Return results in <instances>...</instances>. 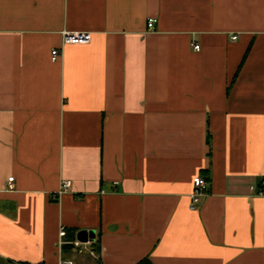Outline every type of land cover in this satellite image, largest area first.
<instances>
[{"label": "crops", "instance_id": "crops-1", "mask_svg": "<svg viewBox=\"0 0 264 264\" xmlns=\"http://www.w3.org/2000/svg\"><path fill=\"white\" fill-rule=\"evenodd\" d=\"M262 180L264 0H0V264H264Z\"/></svg>", "mask_w": 264, "mask_h": 264}, {"label": "built area", "instance_id": "built-area-1", "mask_svg": "<svg viewBox=\"0 0 264 264\" xmlns=\"http://www.w3.org/2000/svg\"><path fill=\"white\" fill-rule=\"evenodd\" d=\"M155 23L154 18H150L148 20V29L152 30L153 26ZM61 37H62V43L63 44H88L91 41V32L89 31H67L63 30L61 32ZM236 35L232 36V39H236ZM195 49H199L198 45H194ZM60 52L58 49H53L51 51V60L55 61ZM13 178L10 177L8 178V181H12ZM193 183L195 185V193L193 194V201L198 200V196L203 192V190L206 189L207 187V182L200 176H196L193 178ZM261 186L264 188V180L261 181ZM71 187V181L64 179L60 182V190L59 193L61 194L62 192L66 191ZM67 235L66 229L63 226H60L59 231H58V245L60 248L64 246L65 244H71L73 247H80L81 242L78 241L77 239H74L73 241H66L65 237ZM58 264H74L72 260L67 259V258H59Z\"/></svg>", "mask_w": 264, "mask_h": 264}, {"label": "rangeland", "instance_id": "rangeland-1", "mask_svg": "<svg viewBox=\"0 0 264 264\" xmlns=\"http://www.w3.org/2000/svg\"><path fill=\"white\" fill-rule=\"evenodd\" d=\"M87 244L81 243L80 247H72L64 254V257L71 259L74 264H96V261L88 251H83Z\"/></svg>", "mask_w": 264, "mask_h": 264}, {"label": "water", "instance_id": "water-1", "mask_svg": "<svg viewBox=\"0 0 264 264\" xmlns=\"http://www.w3.org/2000/svg\"><path fill=\"white\" fill-rule=\"evenodd\" d=\"M94 237H95L94 230L82 229V230H79L76 234V239L80 241L81 243H87L90 240L94 239Z\"/></svg>", "mask_w": 264, "mask_h": 264}, {"label": "trees", "instance_id": "trees-1", "mask_svg": "<svg viewBox=\"0 0 264 264\" xmlns=\"http://www.w3.org/2000/svg\"><path fill=\"white\" fill-rule=\"evenodd\" d=\"M66 236H68L67 237L68 239H71L72 238V234H70V235L68 234ZM66 247H70L69 244L63 246V248H66Z\"/></svg>", "mask_w": 264, "mask_h": 264}]
</instances>
